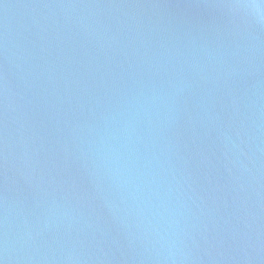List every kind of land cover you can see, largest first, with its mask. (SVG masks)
<instances>
[{
	"label": "water",
	"instance_id": "95a60500",
	"mask_svg": "<svg viewBox=\"0 0 264 264\" xmlns=\"http://www.w3.org/2000/svg\"><path fill=\"white\" fill-rule=\"evenodd\" d=\"M0 264H264V0H0Z\"/></svg>",
	"mask_w": 264,
	"mask_h": 264
}]
</instances>
